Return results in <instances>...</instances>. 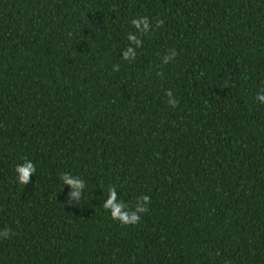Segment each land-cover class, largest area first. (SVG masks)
I'll return each mask as SVG.
<instances>
[{
	"label": "trees",
	"instance_id": "16d2710c",
	"mask_svg": "<svg viewBox=\"0 0 264 264\" xmlns=\"http://www.w3.org/2000/svg\"><path fill=\"white\" fill-rule=\"evenodd\" d=\"M261 89L264 0H0V264H264Z\"/></svg>",
	"mask_w": 264,
	"mask_h": 264
},
{
	"label": "clouds",
	"instance_id": "9594fccd",
	"mask_svg": "<svg viewBox=\"0 0 264 264\" xmlns=\"http://www.w3.org/2000/svg\"><path fill=\"white\" fill-rule=\"evenodd\" d=\"M132 23L139 28L141 24L144 25L145 28H147V19L142 18L140 21L133 20ZM162 23V21H160ZM130 40H135V37L130 36ZM132 50L129 49V52L124 53L125 58L128 57L129 53ZM169 99V102L175 106L176 101L174 99H171L172 93L169 90L167 92ZM255 100L259 101L261 104H264V89L258 90L255 96ZM15 172L16 174V182L20 185H25L29 182V177L31 174L36 172L35 165L30 160H24L22 163L17 164L15 166ZM61 180L63 181V185L66 183L69 186V198L76 197L77 199L80 198L81 193L80 189L84 187L83 181H81L78 177H70L68 173H63L61 175ZM118 200V197L116 196L115 189L110 187L108 190L107 198L104 201L103 208L108 210L110 213V216L114 220H119L120 223L128 225V224H136L140 219L142 213L147 211L148 203H149V197L144 195L141 196L132 211L128 210H122L125 208V205L123 203L115 202ZM10 234L6 231H0V237L6 239Z\"/></svg>",
	"mask_w": 264,
	"mask_h": 264
}]
</instances>
